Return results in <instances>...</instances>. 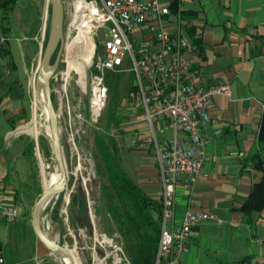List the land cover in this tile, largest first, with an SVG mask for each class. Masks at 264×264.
Listing matches in <instances>:
<instances>
[{"label": "built area", "instance_id": "2783aa9c", "mask_svg": "<svg viewBox=\"0 0 264 264\" xmlns=\"http://www.w3.org/2000/svg\"><path fill=\"white\" fill-rule=\"evenodd\" d=\"M5 1L0 0V8ZM173 2L70 0L60 60L51 79L58 118L66 115L68 127L79 133L85 123H98L107 107L108 73H133L162 184L160 238L153 264H183L192 231L208 221L224 223L214 211H194L192 200L182 220H176L178 191L191 190L206 174V148L222 135L219 129L207 134L214 125L210 109L217 96L231 97L232 89L226 83L195 82L200 52L184 30L181 15L173 13ZM9 39L0 29V66ZM41 56L29 75L33 89ZM73 84L79 90L76 95L71 93ZM86 209L83 222L70 230L80 264H131L122 235L99 230L89 198ZM0 217L16 221L20 211L1 207ZM259 245L264 247V236ZM0 264H6L2 253Z\"/></svg>", "mask_w": 264, "mask_h": 264}, {"label": "crops", "instance_id": "0c3cea01", "mask_svg": "<svg viewBox=\"0 0 264 264\" xmlns=\"http://www.w3.org/2000/svg\"><path fill=\"white\" fill-rule=\"evenodd\" d=\"M31 2L42 6V13L37 12L35 25L19 40L17 47L11 45L10 32L7 47L14 69L10 68L7 58L0 66V107L6 106L8 119L20 117L24 89L28 87L32 67L42 54L50 27L51 0ZM180 10L186 33L190 36L188 31L195 30L201 41L196 46L200 57L195 63V82L204 86L226 83L232 89L231 97L217 96L210 109L214 125L207 134L212 136L219 129L222 135L215 137L206 148L209 157L206 174L191 190L178 191L176 209V220L180 222L192 200L194 211H214L224 223L208 221L195 228L182 263L200 264L204 250V257H209L207 254L211 251L221 256L212 264H228L225 263L227 256L241 261L248 257L252 264H263L264 247H260L259 239L264 236V209L255 212L249 223L240 209L253 185L264 177V171L257 168L259 161L264 162V144H258L264 111V0H180ZM17 51L20 56L16 55ZM14 151L9 147L0 149V208H18L20 218L16 221L26 224L16 201L22 192L21 185L31 186L33 174L24 157V146ZM154 181L153 185L138 186L149 196L148 191L152 192L155 195L152 198L161 202L160 175ZM5 221L0 217V223L9 224ZM245 229L249 232L247 245L241 248V234ZM1 243L4 248L6 244Z\"/></svg>", "mask_w": 264, "mask_h": 264}, {"label": "rangeland", "instance_id": "374dc122", "mask_svg": "<svg viewBox=\"0 0 264 264\" xmlns=\"http://www.w3.org/2000/svg\"><path fill=\"white\" fill-rule=\"evenodd\" d=\"M63 1L67 12L70 0ZM0 9L2 10L1 22L5 13L4 9ZM42 10V6H35L31 0L24 2L19 0L15 3L9 17L13 47H17L19 40L23 39L25 34H29V28L35 25V20L38 18L37 12L41 15ZM41 23L42 21L39 20V27ZM26 26L28 29H25ZM16 55L20 56V53L17 51ZM134 85L133 73L129 70L124 71L117 88L110 87L108 104L99 122L93 126L85 123L83 130L79 133L72 132L68 127L66 115L58 118L68 185L63 194L48 204L41 219L44 232L57 243L65 244L73 249L74 240L70 236V230L77 229L83 222L86 213H80L79 204L85 202L88 205V198L94 202L99 230L113 233L118 229L108 210L106 187L109 186V182L95 145L98 132L113 140V149L137 184L144 186L156 183L154 180L159 175L155 150L150 142L143 106L137 92L133 91ZM24 91L20 117L8 119V113L5 112L6 106L0 107V149L9 147L11 151H16L24 146V157L29 165L30 173L33 174L31 186L21 185L22 192L16 201L17 206L22 209L21 219L26 224L17 221H5L9 224L0 223V240L6 244L2 255L6 264H12L13 261V264H66L61 256L51 253L40 242L32 225L33 209L44 191L50 187L49 174L53 173L58 165L47 131L49 122L46 120L45 104L42 101L43 85L38 84L37 80L34 89L28 86ZM71 93L72 95L79 93L75 84L71 87ZM84 102L87 103V97H84ZM72 104L76 106L77 101H73ZM111 113L120 120H110ZM87 114L86 119H88ZM35 121L38 134L34 135L26 130L21 132L24 128L33 127ZM58 172H60L59 168ZM148 192L151 197L155 196L152 192ZM75 196L78 197L77 202L73 201ZM65 210L67 214L63 212ZM155 217H157L156 213ZM9 228H11L10 232ZM248 233L246 229L242 231L241 248L247 245ZM204 253L206 252L203 250L200 264H212L221 257L214 251L208 252L209 257H204ZM235 260L237 259L232 260V257L227 256L225 263L229 264L233 261L231 264H252Z\"/></svg>", "mask_w": 264, "mask_h": 264}, {"label": "trees", "instance_id": "16d2710c", "mask_svg": "<svg viewBox=\"0 0 264 264\" xmlns=\"http://www.w3.org/2000/svg\"><path fill=\"white\" fill-rule=\"evenodd\" d=\"M17 0H7L3 3L5 16L0 22L1 32L9 37L11 28L7 22L10 12L15 6ZM172 10L174 14L183 15L180 10V0H174ZM196 46L201 44V41L196 37L195 30L188 31ZM48 35L44 43L46 47ZM5 57L9 62L10 68L14 69L13 58L8 47L4 51ZM58 51L55 53L52 64L55 63ZM123 72H109L107 83L110 87L118 86ZM133 91L137 92L136 85L133 86ZM55 103V99L52 96ZM110 120L119 121L113 113L110 115ZM258 144H264V111L261 118L260 128L258 132ZM95 145L99 153V158L102 161L105 176L109 182L106 187V196L108 202V210L113 216V220L118 226V231L123 238L126 253L131 264H153L156 252L158 249L160 238V218L155 217L161 214L162 205L157 199L149 196L142 190L138 184L131 178L124 168L116 151L113 149L114 142L110 137L98 132L95 137ZM257 168L264 171V162L259 161ZM74 202L78 201L75 196ZM264 209V177L254 184L252 190L247 197V200L242 205L240 211L244 215V220L248 223L251 221L255 212H261ZM81 214L86 213V203L79 204ZM3 252V244L0 241V253ZM242 262H250V258L243 259Z\"/></svg>", "mask_w": 264, "mask_h": 264}, {"label": "water", "instance_id": "95a60500", "mask_svg": "<svg viewBox=\"0 0 264 264\" xmlns=\"http://www.w3.org/2000/svg\"><path fill=\"white\" fill-rule=\"evenodd\" d=\"M65 4L63 0H51V17L48 32V40L45 49L43 48L41 61L38 72V84L43 85V94L45 100V115L49 122L50 132L48 133L51 142L53 154L60 171V182L57 185L49 187L44 191L38 202L36 203L32 214V225L34 232L40 242L53 254L63 258L66 256L71 264H80L75 252L65 244L57 243L52 240L43 230L41 219L42 213L48 204L59 195L66 191L68 185L67 169L64 157L63 146L61 142L59 120L56 112L55 104L52 98L51 79L55 74L60 55L62 51L64 26H65ZM58 51L54 64L52 59Z\"/></svg>", "mask_w": 264, "mask_h": 264}, {"label": "bare ground", "instance_id": "6f19581e", "mask_svg": "<svg viewBox=\"0 0 264 264\" xmlns=\"http://www.w3.org/2000/svg\"><path fill=\"white\" fill-rule=\"evenodd\" d=\"M44 100H45L44 94L42 93V101H44ZM25 130L27 132L33 133L34 135L35 134H38V129H37L36 121L34 122L33 127H31V128H24L22 131L21 130L20 131L21 132H24ZM47 131H48V133L50 132V128L49 127L47 128ZM60 179H61V176H60V172H58V166H57V167H55V171L53 173L49 174V186L52 187L54 185H57L60 182ZM63 259H64V261H65L66 264H71V261L66 256H63Z\"/></svg>", "mask_w": 264, "mask_h": 264}]
</instances>
